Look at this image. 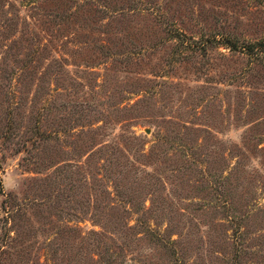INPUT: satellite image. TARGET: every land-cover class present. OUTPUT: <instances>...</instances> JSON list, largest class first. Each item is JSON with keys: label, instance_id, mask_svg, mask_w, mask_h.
Masks as SVG:
<instances>
[{"label": "rangeland", "instance_id": "rangeland-1", "mask_svg": "<svg viewBox=\"0 0 264 264\" xmlns=\"http://www.w3.org/2000/svg\"><path fill=\"white\" fill-rule=\"evenodd\" d=\"M107 2L108 18L92 7L74 26L45 28L52 0H0L45 45L22 76L7 70L0 82V233L10 193L30 201L28 263L51 264L57 226L105 231L92 212L121 218L115 264H264V221L237 231L222 219L231 200L235 215L264 207V50L239 48L264 42V0ZM54 60L65 74L54 77ZM98 126L89 145L82 131ZM54 130L65 134L46 138ZM192 140L196 164L168 158L169 143ZM219 174L228 179L209 180Z\"/></svg>", "mask_w": 264, "mask_h": 264}, {"label": "trees", "instance_id": "trees-1", "mask_svg": "<svg viewBox=\"0 0 264 264\" xmlns=\"http://www.w3.org/2000/svg\"><path fill=\"white\" fill-rule=\"evenodd\" d=\"M52 2V7H50L51 10L41 14V16L45 15L41 20V23L45 26V28L49 27V25L53 22L57 25V27H60V25L67 27L70 24L74 26V23L78 21L76 19L79 17H82L83 19V14L86 13L88 9H92V7L94 8L93 12H99L103 15L101 18H108L115 12L113 9L109 10L107 0H52ZM17 17V12L13 13L12 16L8 18L6 17L5 11L0 13V82L5 81V79L7 80V78L9 79L10 75L8 76V72L9 74L11 71L12 73L13 71L17 72L21 68L22 70L16 75V77L18 78L19 74L22 76V71H24L27 66L32 65V63L34 64L37 61L39 56L38 50H42L45 47L44 44L40 43L41 47L39 48L38 41L32 35L35 33L31 31V29L28 30L30 31L29 36L26 37V35H24L26 34L25 31H27L26 25L25 27L18 28ZM170 36L177 39L182 35L173 32L172 34L170 33ZM64 39H67V37L64 36ZM65 42V40L62 41V43ZM220 44L225 47H229L230 49H236L234 42L228 39L222 40ZM255 47L258 50L257 52H262L264 50V42L258 41L239 46L241 51L246 54L252 53L254 51L253 48ZM110 55L112 54L108 53L107 55H104V57H109ZM54 61L58 64V67L54 70V77H58L60 73L65 74L67 71L65 70L63 63L59 64L60 61ZM7 70L9 71L7 72ZM98 128H100V126L87 128L82 131L83 134L87 135L89 141L91 140L89 145H91V143L94 142V139H96L99 135V133L96 135V130ZM64 134V131L54 130L45 136L48 138L53 135V138L59 139V135L61 137L62 135L64 136ZM77 134L75 135L77 136ZM43 138L44 137L41 136L40 139L42 140ZM158 138L160 139L163 137L159 136ZM243 138H246V136H243ZM182 142L183 141L174 143L168 142V148L172 150V153L168 158L174 160V156L172 155L179 152L180 156H182V160L181 158L179 159L181 162L187 161L189 164H196L197 160L195 157L197 153L194 151L197 149L196 142L193 140L189 143ZM104 146L105 145L97 148V151L102 149ZM92 153L89 152L87 156H90ZM112 154L113 152L109 151V155L107 157L110 159ZM138 155L144 156L145 154L138 152ZM104 163L106 166V158L102 164ZM174 163V165H176V162ZM173 169H177V167ZM88 177V180L95 179L92 178L90 173ZM227 177L228 174H219L209 180H227ZM205 180H208V178ZM86 184L88 188L87 199L89 200L93 195V200H95L96 195L99 194L95 192V183L92 184L88 181ZM113 190L115 193H120V191L116 188V185L113 186ZM101 191L103 192V190ZM126 195L130 196L127 197ZM6 196L7 199H9V204L5 208V220L9 222V227L0 233V264H35L33 261L28 263V259L30 254L33 252L32 243L29 241L30 232L32 233V238L34 239L36 230H26L23 227V222H27V217L25 215L30 201H20V203H15L14 195L7 193ZM125 196L127 202L132 201L134 197L133 192L126 193ZM232 203L233 201L231 200L224 204V214L222 215L224 224L228 220V222L233 225V228L239 231L246 226V224L253 225L252 223H257V220L264 221V207L245 206L242 213L235 215L230 212V210L234 209ZM34 204L35 203H32V205ZM40 204V202L39 205L36 204L38 205V208ZM38 208L36 209V212L38 211ZM94 208H97V205H95ZM89 218L93 219V221H95L97 225L99 224L101 228H104L105 221L107 224L105 226V231H107L110 236L105 234L104 229H87L85 233L80 234L79 229L74 225L57 226L47 241L48 248H46V253L48 254L51 264H115L113 258L115 254L114 247L112 248L109 243H113V235H118L120 232L121 218H118L117 222H115V219H117L116 217H113V219L110 220L107 216H105L102 218V221H100L101 216L92 212ZM139 218H136V220H139ZM139 221V224L141 225L142 222L143 226L145 225L144 229L147 230V225L144 220ZM122 226L127 227L125 223L122 224ZM158 240L160 241L161 239L159 238ZM28 254L29 257L27 259L26 255Z\"/></svg>", "mask_w": 264, "mask_h": 264}, {"label": "water", "instance_id": "water-1", "mask_svg": "<svg viewBox=\"0 0 264 264\" xmlns=\"http://www.w3.org/2000/svg\"><path fill=\"white\" fill-rule=\"evenodd\" d=\"M144 132L147 133L148 132V129H145Z\"/></svg>", "mask_w": 264, "mask_h": 264}]
</instances>
